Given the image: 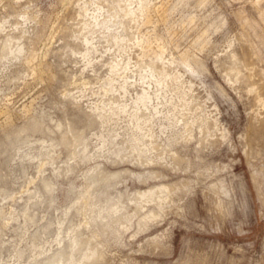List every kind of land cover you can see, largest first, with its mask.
Here are the masks:
<instances>
[{
  "label": "rangeland",
  "instance_id": "rangeland-1",
  "mask_svg": "<svg viewBox=\"0 0 264 264\" xmlns=\"http://www.w3.org/2000/svg\"><path fill=\"white\" fill-rule=\"evenodd\" d=\"M263 127L264 0H0V264H264Z\"/></svg>",
  "mask_w": 264,
  "mask_h": 264
},
{
  "label": "bare ground",
  "instance_id": "bare-ground-1",
  "mask_svg": "<svg viewBox=\"0 0 264 264\" xmlns=\"http://www.w3.org/2000/svg\"><path fill=\"white\" fill-rule=\"evenodd\" d=\"M6 51V50H5ZM263 129H264V127H263ZM65 138V137H64ZM66 138H68V137H66ZM68 140V139H67ZM66 145V144H65ZM69 146V145H68ZM117 175H120L119 174V172L118 173H116V174H108V177H112V178H116L117 177ZM45 185H46V187L47 188H51V184L49 183V182H47V183H45ZM140 209V208H139ZM138 209V210H139ZM120 217V215H117V218H119Z\"/></svg>",
  "mask_w": 264,
  "mask_h": 264
}]
</instances>
